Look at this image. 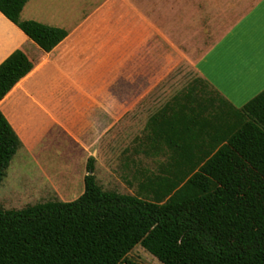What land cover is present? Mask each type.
Returning <instances> with one entry per match:
<instances>
[{
    "label": "crops",
    "instance_id": "obj_1",
    "mask_svg": "<svg viewBox=\"0 0 264 264\" xmlns=\"http://www.w3.org/2000/svg\"><path fill=\"white\" fill-rule=\"evenodd\" d=\"M21 18L68 35L46 52L0 11V64L18 49L34 64L0 110L29 148L63 124L104 190L148 197L264 90V0H29Z\"/></svg>",
    "mask_w": 264,
    "mask_h": 264
},
{
    "label": "trees",
    "instance_id": "obj_2",
    "mask_svg": "<svg viewBox=\"0 0 264 264\" xmlns=\"http://www.w3.org/2000/svg\"><path fill=\"white\" fill-rule=\"evenodd\" d=\"M28 1L0 0V11L50 52L68 31L23 20ZM33 67L22 49L0 64V101ZM225 128L148 197L104 190L90 158L77 199L0 208V264H123L138 245L163 264H264V90ZM21 145L0 110V182Z\"/></svg>",
    "mask_w": 264,
    "mask_h": 264
},
{
    "label": "rangeland",
    "instance_id": "obj_3",
    "mask_svg": "<svg viewBox=\"0 0 264 264\" xmlns=\"http://www.w3.org/2000/svg\"><path fill=\"white\" fill-rule=\"evenodd\" d=\"M237 17V15L233 16V23L236 22ZM256 31L261 32V26H257ZM221 34L222 30H219L215 38ZM212 40L214 38L208 35L206 45ZM236 45L245 53H252L259 47L258 42L251 40L250 37L238 41ZM187 51H189L188 47ZM61 122L64 123L63 120ZM54 132L52 138L47 133L44 134L43 141L37 143L35 148L34 146L29 148L22 143L6 170V176L0 182L1 209L20 210L47 201L69 202L77 199L85 191L88 161L90 158L96 160L95 156H85L80 147L72 143L63 124H55ZM99 171L100 165L95 161L97 179H101ZM113 183L120 188L118 190L120 193L129 194L121 190L128 186L125 180L124 185ZM132 183L138 193V182ZM127 260L130 263L123 264H163L141 245L136 246L129 253Z\"/></svg>",
    "mask_w": 264,
    "mask_h": 264
}]
</instances>
